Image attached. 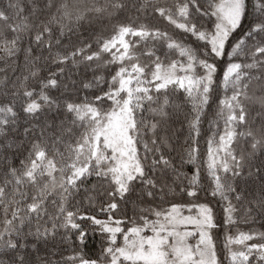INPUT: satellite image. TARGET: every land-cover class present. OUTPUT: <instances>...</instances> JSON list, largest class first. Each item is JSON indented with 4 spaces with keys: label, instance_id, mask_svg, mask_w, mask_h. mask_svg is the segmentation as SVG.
<instances>
[{
    "label": "snow or ice",
    "instance_id": "6c2138e0",
    "mask_svg": "<svg viewBox=\"0 0 264 264\" xmlns=\"http://www.w3.org/2000/svg\"><path fill=\"white\" fill-rule=\"evenodd\" d=\"M257 222L264 0L0 3V264H264Z\"/></svg>",
    "mask_w": 264,
    "mask_h": 264
},
{
    "label": "trees",
    "instance_id": "16d2710c",
    "mask_svg": "<svg viewBox=\"0 0 264 264\" xmlns=\"http://www.w3.org/2000/svg\"><path fill=\"white\" fill-rule=\"evenodd\" d=\"M0 3H3V0H0ZM204 128H205V132L201 135L200 137V147H201V151L204 152L206 150V135H207V124L204 125ZM191 169H189L190 171ZM219 211V210H218ZM249 227H255L259 230H264V228H262L261 224L259 222H257L255 225H246V224H240L239 225V228L242 229V230H247ZM98 235L97 237L95 238H92L89 240L88 242V253L89 255H94L96 250L98 249ZM223 237L220 236V239H222Z\"/></svg>",
    "mask_w": 264,
    "mask_h": 264
}]
</instances>
